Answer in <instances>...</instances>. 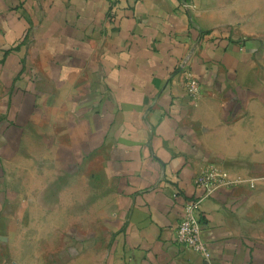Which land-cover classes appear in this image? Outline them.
Wrapping results in <instances>:
<instances>
[{
	"label": "crops",
	"instance_id": "1",
	"mask_svg": "<svg viewBox=\"0 0 264 264\" xmlns=\"http://www.w3.org/2000/svg\"><path fill=\"white\" fill-rule=\"evenodd\" d=\"M0 264H264V0H0Z\"/></svg>",
	"mask_w": 264,
	"mask_h": 264
},
{
	"label": "built area",
	"instance_id": "2",
	"mask_svg": "<svg viewBox=\"0 0 264 264\" xmlns=\"http://www.w3.org/2000/svg\"><path fill=\"white\" fill-rule=\"evenodd\" d=\"M187 75L188 95L191 99L196 100L201 90L200 82L192 73ZM242 181V179H232L228 172L215 166L208 167L196 179V186L202 189L203 193L196 199L186 203L183 215L175 230V241L182 246L196 250L208 259V246L202 236L201 209L203 201L213 193L224 188H230Z\"/></svg>",
	"mask_w": 264,
	"mask_h": 264
},
{
	"label": "rangeland",
	"instance_id": "3",
	"mask_svg": "<svg viewBox=\"0 0 264 264\" xmlns=\"http://www.w3.org/2000/svg\"><path fill=\"white\" fill-rule=\"evenodd\" d=\"M75 240H76V238H75ZM74 242L75 241H74V237L73 236H67V238H66L67 247H70V246L76 244V242L75 243Z\"/></svg>",
	"mask_w": 264,
	"mask_h": 264
}]
</instances>
